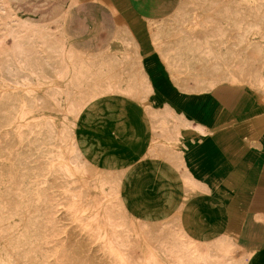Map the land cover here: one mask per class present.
Segmentation results:
<instances>
[{"label": "rangeland", "instance_id": "rangeland-1", "mask_svg": "<svg viewBox=\"0 0 264 264\" xmlns=\"http://www.w3.org/2000/svg\"><path fill=\"white\" fill-rule=\"evenodd\" d=\"M254 7L255 18L260 23L254 50L263 63L253 67L244 65L242 72L264 82V0H256ZM220 17H208L218 30L227 26ZM161 56L166 64V57ZM245 56L246 52L240 54L242 58ZM32 59L26 55L18 60L27 66ZM166 67L170 74L167 64ZM178 69L186 73L184 66ZM143 70L141 79L150 86L144 64ZM33 80L37 81V76ZM34 83L22 77L14 88L0 89V264H164L161 259L164 251L158 244L170 249L179 264H196L204 252L208 255L204 264L217 258L212 245L192 243L181 226V218L176 223L162 220L161 230L154 237L150 234L153 211L145 217L139 216L129 208L124 193L130 168L127 176L118 174L117 169H111L110 176L96 175L100 172L99 159L91 156L92 144H88L85 131L81 137L79 123L86 109L107 99L104 94L92 91L66 95L55 91L50 95L52 102H48L44 94H37ZM222 83L233 86L228 95L234 96L232 89L241 87L231 75L225 81L211 83L209 91ZM241 88L252 94L255 105L262 107L258 117H263L260 122L264 123V97H257L249 88ZM147 101L153 107L151 112L157 114L158 109L154 108L161 107L152 105L150 95ZM172 109L163 107L160 115L164 122L157 129L168 120L175 126L185 119L192 120ZM173 128L179 135V146L189 143L186 150L198 140L191 142V138H198L191 136L192 130L183 133ZM253 140H250L252 147L261 146ZM176 163H181L179 158L175 159ZM120 169L123 172L122 166ZM177 169L187 191H208L204 183L189 173L185 162L183 168ZM227 195L231 199L236 196L235 192ZM220 247L235 264L246 257L235 255L227 244L221 243Z\"/></svg>", "mask_w": 264, "mask_h": 264}, {"label": "crops", "instance_id": "crops-1", "mask_svg": "<svg viewBox=\"0 0 264 264\" xmlns=\"http://www.w3.org/2000/svg\"><path fill=\"white\" fill-rule=\"evenodd\" d=\"M71 1L10 0L20 16L30 19L48 20L66 12L65 36L85 52L108 49L119 27L128 28L143 56L152 105L170 104L206 132L183 154L189 173L210 189L187 200L183 230L193 244L221 242L235 255H246L245 264H264V123L258 117L262 107L244 88L228 95L231 84L200 94L179 90L156 51L149 24L172 16L180 0H77L69 8ZM125 97L113 94L86 109L79 123L81 137L85 131L95 159L130 167L124 193L132 211L142 217L161 209L170 213L182 200V180L172 168L165 170L161 159L144 157L152 139L150 121L139 104ZM191 136L200 138L196 130ZM250 140L261 146L252 147ZM162 169L165 177L159 173ZM231 192L234 199L227 195Z\"/></svg>", "mask_w": 264, "mask_h": 264}, {"label": "bare ground", "instance_id": "bare-ground-1", "mask_svg": "<svg viewBox=\"0 0 264 264\" xmlns=\"http://www.w3.org/2000/svg\"><path fill=\"white\" fill-rule=\"evenodd\" d=\"M76 3L77 0H72L69 8ZM255 4L256 0H180L172 16L152 19L155 21L149 24V28L156 51L166 57L172 80L179 90L203 93L211 89V83L225 81L232 75L237 78L239 86L251 89L259 98L264 97V82L257 76L248 77L242 72L244 65L253 67L263 63L255 52L258 45L257 25L260 24L255 18ZM215 15L224 19L225 29L214 28L208 17ZM65 17L66 12L44 22L29 21L15 12L10 0H0V89L14 88L20 78L28 77L35 82L37 94H44L48 102H52L50 95L55 91L66 95L94 91L104 94L107 99L113 94H123L126 99L139 104L150 121L152 139L144 157L161 159L165 170L172 168L178 172L177 167H184L183 155L179 152H185L189 143L179 146V135L173 127L183 133L196 130L201 138L206 133L203 126L197 123L193 129L194 123L190 119L175 126L168 120L161 129H157L156 126L164 122L160 115L163 107H172L165 105L154 108L158 109L157 114L151 112L153 107L147 98L152 90L140 76L144 72L143 56L134 35L128 28L120 26L114 46L93 53L81 51L69 44L65 36ZM243 52H246L244 58L240 57ZM26 55H31L33 59L27 66H22L18 59ZM181 66L186 68L185 74L178 69ZM34 76H37V81L33 80ZM172 110L176 113L175 109ZM195 139L191 138V142ZM177 158L181 163L175 164ZM97 164L100 170L97 176L113 175L111 169L127 176L130 168L122 166V172L121 165L116 166L117 163L111 160H98ZM159 173L166 176L163 169ZM179 177L181 179L182 174ZM204 186L210 190L207 185ZM182 189V200L170 213L158 210L150 220L153 237L161 230L162 220L176 223L187 200L200 193L199 189L187 191L183 186ZM170 197L171 192H167L168 203L171 202ZM138 231L143 233L142 228ZM220 245L221 242L212 245L217 258L209 261L210 264H235L231 256L221 252ZM157 246L164 251L161 255L164 264H179L170 249ZM207 259L208 255L204 252L196 264H204ZM245 260L246 257L240 264H245Z\"/></svg>", "mask_w": 264, "mask_h": 264}]
</instances>
